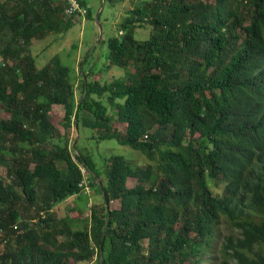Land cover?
Listing matches in <instances>:
<instances>
[{
  "label": "trees",
  "instance_id": "1",
  "mask_svg": "<svg viewBox=\"0 0 264 264\" xmlns=\"http://www.w3.org/2000/svg\"><path fill=\"white\" fill-rule=\"evenodd\" d=\"M78 1L84 18L65 0H0V264H199L222 218L238 231L222 264H264V0H143L99 70L84 55L76 76L58 54L38 67L34 39L92 19ZM83 127L147 163L111 155L99 170L70 143ZM79 165L101 195L81 226L75 202L59 214L83 194Z\"/></svg>",
  "mask_w": 264,
  "mask_h": 264
},
{
  "label": "rangeland",
  "instance_id": "2",
  "mask_svg": "<svg viewBox=\"0 0 264 264\" xmlns=\"http://www.w3.org/2000/svg\"><path fill=\"white\" fill-rule=\"evenodd\" d=\"M87 7L89 8L92 19L86 17L82 22H77L73 25L67 32L62 33H50L45 38L32 41L31 53L35 56L38 67H42L49 61V59L54 55L58 54L64 65L73 67L74 76H76V71L79 68V62L81 61L83 55L88 57V62L95 66V69L99 70L100 67L104 66V56L107 53V38L110 35L117 33V27L119 20L125 14L126 10L132 8L143 0H84ZM99 11V12H98ZM98 12V21L102 25V34L99 35V28L95 20L96 13ZM147 29H138L136 31L137 38H145L148 36ZM100 42L98 40L100 39ZM76 45V47H75ZM94 46H96L94 51V57L90 55L93 51ZM87 54V55H86ZM97 74L99 78L111 79L112 75L116 78L122 73V70L117 67H113L108 72L98 71ZM0 115L4 118L8 117L7 113L4 111L0 112ZM63 116V107L61 105L52 106V123H58ZM92 120L91 116L87 112L82 114V123L84 126H90ZM59 124V123H58ZM114 126L119 130L123 131L125 129V124L117 122ZM62 129V127H61ZM91 128L83 127L80 129V137L78 139L77 133H71L74 137V141L70 142L74 145L78 142V147L83 153L90 154L94 161L97 163L98 169L101 170L104 165V160L111 155H122L126 159H131L135 163L145 164L147 163V158L139 151L132 149L128 145H121L115 139H104L97 140L91 136ZM77 139L75 140V138ZM0 175L5 178V168L0 167ZM6 181L9 179L6 177ZM136 183L135 179L128 178L127 185L133 186ZM210 181V185L215 193L220 192L222 188L221 184H216ZM101 200V195L89 187L88 195H80L69 197L65 202L59 204V214H67L69 208L76 205L82 208V213L80 215V220L78 225H85L89 223V214L92 206ZM110 208H118L120 206L119 200H113L109 204ZM56 207L53 209L56 212ZM238 234L237 229L231 227L229 223L225 222L222 218L219 228L212 239V243L206 248L205 254L202 255L201 262L199 264H222L225 255L222 250V246L227 238V236H236ZM146 244V243H144ZM81 264H100L98 262H84ZM231 264H234L231 262Z\"/></svg>",
  "mask_w": 264,
  "mask_h": 264
},
{
  "label": "built area",
  "instance_id": "3",
  "mask_svg": "<svg viewBox=\"0 0 264 264\" xmlns=\"http://www.w3.org/2000/svg\"><path fill=\"white\" fill-rule=\"evenodd\" d=\"M65 2L66 4L64 6V12L67 15L78 13L82 16V18H84L87 15V8L80 5L78 0H65ZM79 167H80L82 174L84 175L83 179L79 183V187L81 188V192L83 194L88 195L90 186L88 185V179L85 175L86 168L82 165H79Z\"/></svg>",
  "mask_w": 264,
  "mask_h": 264
},
{
  "label": "water",
  "instance_id": "4",
  "mask_svg": "<svg viewBox=\"0 0 264 264\" xmlns=\"http://www.w3.org/2000/svg\"><path fill=\"white\" fill-rule=\"evenodd\" d=\"M99 12V11H98ZM98 12L96 13V16H95V20H96V23H97V25H98V28H99V35L101 36V34H102V25H101V23L98 21ZM77 139V137L75 138V140ZM98 184H99V186H100V188H101V190H102V192H103V194H104V191H103V187H102V184L98 181ZM103 238H104V232L102 233V235H101V242H100V244H102V242H103Z\"/></svg>",
  "mask_w": 264,
  "mask_h": 264
},
{
  "label": "crops",
  "instance_id": "5",
  "mask_svg": "<svg viewBox=\"0 0 264 264\" xmlns=\"http://www.w3.org/2000/svg\"><path fill=\"white\" fill-rule=\"evenodd\" d=\"M76 217V216H75ZM94 260H92V262H93Z\"/></svg>",
  "mask_w": 264,
  "mask_h": 264
}]
</instances>
